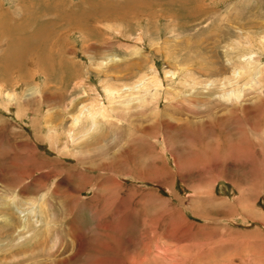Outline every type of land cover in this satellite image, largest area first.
I'll return each mask as SVG.
<instances>
[{"label":"rangeland","instance_id":"rangeland-1","mask_svg":"<svg viewBox=\"0 0 264 264\" xmlns=\"http://www.w3.org/2000/svg\"><path fill=\"white\" fill-rule=\"evenodd\" d=\"M0 264H264V0H0Z\"/></svg>","mask_w":264,"mask_h":264},{"label":"bare ground","instance_id":"bare-ground-1","mask_svg":"<svg viewBox=\"0 0 264 264\" xmlns=\"http://www.w3.org/2000/svg\"><path fill=\"white\" fill-rule=\"evenodd\" d=\"M100 4H102V2H100ZM105 4V3H104ZM137 5V4H136ZM111 9V8H110ZM108 10V9H107ZM112 10V9H111ZM114 10V9H113ZM113 12V11H112ZM101 13V12H100ZM104 12H102V14H103ZM110 13V12H109ZM97 14V13H96ZM95 14V15H96ZM94 15V14H93ZM94 15V16H95ZM99 15V14H98ZM101 16V15H100ZM7 28V27H6ZM37 32V31H36ZM40 33V32H39ZM38 33V34H39ZM36 36H37V34H36ZM12 37V36H11ZM41 37V36H40ZM20 38V37H19ZM18 38V39H19ZM14 39V38H13ZM12 39V40H13ZM25 38H23V40H24ZM27 39V38H26ZM14 41V40H13ZM16 41V43L15 44H17V40H15ZM19 41V40H18ZM25 41V40H24ZM40 42H41V40H39ZM26 42V41H25ZM30 42H31V39H30ZM26 43H29V42H26ZM37 43V42H36ZM33 43H31V45H32ZM26 45V44H25ZM25 45H23V46H25ZM18 46H19V44H18ZM35 46H38V45H36L35 44ZM20 47H22V44H21V46ZM24 48H26V46L24 47ZM22 50H23V48H21ZM21 49H20V52H21ZM33 49V48H32ZM25 50V49H24ZM28 50H30V49H28ZM26 51H27V49H26ZM21 54V53H20ZM8 55V54H7ZM245 57V56H244ZM249 58V57H248ZM18 62V61H17ZM40 62V61H39ZM34 64V63H33ZM243 67V66H242ZM260 73H262V71H259ZM259 74V73H258ZM148 76V75H147ZM145 77V76H144ZM148 78V77H147ZM149 79V78H148ZM154 80V79H153ZM142 82H144V80L143 81H140L139 83H140V86L143 88L142 90H143V92H145V94H147V93H149V84L150 83H148V81L147 82H144V83H142ZM149 82H152V80L151 81H149ZM159 83V82H158ZM151 84H153V83H151ZM247 84H249V83H247ZM138 86V85H137ZM245 86V85H244ZM246 86H248V85H246ZM136 87V86H135ZM139 87V86H138ZM159 87V86H158ZM104 88V87H103ZM153 88V87H152ZM151 88V89H152ZM110 89V88H109ZM107 87H106V89H105V92H106V96L109 98V99H112V98H114L113 97V95H115V94H117V91L113 88H111V90H109ZM121 89V88H120ZM128 89V88H127ZM126 89V90H127ZM237 89V88H236ZM122 90V89H121ZM131 90V89H130ZM138 90V89H137ZM155 90V89H154ZM233 90V89H232ZM238 90H240V89H238ZM120 91V90H119ZM123 91V90H122ZM151 92V91H150ZM242 92V91H241ZM121 93V92H120ZM130 93V92H129ZM236 93H237V91H236ZM133 94V93H132ZM118 95V94H117ZM116 95V96H117ZM155 95H156V93H155ZM228 95H230V94H228ZM138 97V96H137ZM135 98V97H134ZM138 98H140V97H138ZM146 98V97H145ZM238 98V97H237ZM113 100V99H112ZM105 102V101H104ZM111 102V101H110ZM95 103V102H94ZM112 105V104H111ZM101 107V106H100ZM98 108V107H97ZM98 109H102V108H98ZM97 109V110H98ZM95 111H96V109H94ZM85 112V111H84ZM97 113V112H96ZM100 113H105L106 114V112H105V109H104V111H103V109H102V111H100ZM80 114V113H79ZM104 115V114H103ZM101 116V115H100ZM79 117H76V118H74V120H73V124L75 125V124H77L78 122H79ZM89 119V118H88ZM91 122V121H90ZM74 128V127H73ZM136 129V128H135ZM143 132H144V130H143ZM73 138V137H72Z\"/></svg>","mask_w":264,"mask_h":264}]
</instances>
